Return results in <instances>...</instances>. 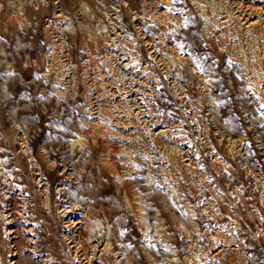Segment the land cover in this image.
Wrapping results in <instances>:
<instances>
[{
    "label": "rangeland",
    "instance_id": "374dc122",
    "mask_svg": "<svg viewBox=\"0 0 264 264\" xmlns=\"http://www.w3.org/2000/svg\"><path fill=\"white\" fill-rule=\"evenodd\" d=\"M263 11L0 0V264H264Z\"/></svg>",
    "mask_w": 264,
    "mask_h": 264
},
{
    "label": "bare ground",
    "instance_id": "6f19581e",
    "mask_svg": "<svg viewBox=\"0 0 264 264\" xmlns=\"http://www.w3.org/2000/svg\"><path fill=\"white\" fill-rule=\"evenodd\" d=\"M210 1H211V0H210ZM262 5H263V4H262ZM255 7H256V6H255ZM88 8H89V7H88ZM262 8H263V7H262ZM242 9H243V8H242ZM259 9H260V8H259ZM146 10H147V9H146ZM238 10H240V8H239ZM246 10H247V9H246ZM261 10H262V9H261ZM261 10H260V11H261ZM226 11H227V10H226ZM247 11H248V10H247ZM143 12H146V11H143ZM172 12H173V10H172ZM232 12H233V11H232ZM232 12H231V13H232ZM239 12H240V11H239ZM241 12H242V11H241ZM241 12H240V14H241ZM256 12H257V10H256ZM263 12H264V11H263ZM132 13H133V12H132ZM147 13H148V12H147ZM163 13H164V12H163ZM169 13H171V12H169ZM227 13H228V12H227ZM233 13H234V12H233ZM235 13H236V12H235ZM240 14H239V15H240ZM252 14L254 15V13H252ZM147 15H148V14H147ZM169 15H170V14H168V16H169ZM227 15H228V14H227ZM233 15H234V14H233ZM233 15H232V16H233ZM245 15H246V14H245ZM133 16H135V15H133ZM162 16H163V15H162ZM171 16H172V14H171ZM229 16H231V15H229ZM241 16H242V15H241ZM130 17H131V16H130ZM169 17H170V16H169ZM169 17H168V18H169ZM225 17H226V16H225ZM235 17H236V16H235ZM243 17H244V16H243ZM115 18H116V17H115ZM134 18H136V17H134ZM145 18H146V17H145ZM152 18H153V17H152ZM159 18H160V17H159ZM223 18H224V17H223ZM245 18H246V17H245ZM131 19H132V18H131ZM170 19H171V18H170ZM231 19H232V18H231ZM156 20H158V19H156ZM159 20H160V19H159ZM173 20H174V19H173ZM178 20H180V19H178ZM242 20H243V19H242ZM152 21H153V20H152ZM227 21H228V20H227ZM240 21H241V20H239L238 23H239ZM110 22H111V21H110ZM112 22H113V21H112ZM114 22H115V21H114ZM117 22H118V21H117ZM133 22H134V21H133ZM155 22H156V21H155ZM166 22H167V21H166ZM180 22H181V21H180ZM223 22H224V21H223ZM230 22H231V21H230ZM157 23H158V22H157ZM246 23H247V21H246ZM246 23H245V24H246ZM115 24H116V22H115ZM140 24H141V23H140ZM153 24H154V23H153ZM153 24H152V25H153ZM165 24H166V23H165ZM222 24H223V23H222ZM255 24H256V23H255ZM106 25H107V24H106ZM112 25H113V23H112ZM141 25H142V24H141ZM141 25H140V26H141ZM150 25H151V24H150ZM155 25H156V24H155ZM166 25H167V24H166ZM171 25H172V24H171ZM224 25H225V24H224ZM113 26H114V25H113ZM133 26H134V25H133ZM138 26H139V25H138ZM153 26H154V25H153ZM169 26H170V25H169ZM228 26H229V25H228ZM233 26H234V25H233ZM110 27H111V26H110ZM117 27H118V26H117ZM117 27H116V28H117ZM161 27L163 28V26H161ZM161 27H160V28H161ZM160 28H158V29H160ZM235 28H237V26H236ZM145 29H146V28H145ZM232 29H233V28H232ZM165 30H166V29H165ZM112 31H113V30H112ZM115 31H116V30H115ZM121 31H122V30H121ZM139 31H141V29H140ZM144 31H145V30H144ZM87 32H88V31H87ZM160 32H161V31H160ZM114 33H115V32H114ZM157 33H158V32H157ZM108 34H109V33H108ZM120 34H121V33H120ZM120 34H119V35H120ZM137 34H138V32H137ZM137 34H136V35H137ZM147 34H148V33H147ZM163 34H164V33H163ZM90 35H91V34H90ZM92 35H93V34H92ZM121 35H122V34H121ZM142 35H143V34H142ZM149 35H150V33H149ZM93 36H94V35H93ZM137 36H138V35H137ZM144 36H145V35H144ZM110 37H111V36H110ZM122 37H123V36H122ZM134 37H135V36H134ZM116 38H117V37H116ZM127 38H128V37H127ZM130 38H131V37H130ZM130 38H128V39H130ZM143 38H144V37H143ZM107 39H108V38H107ZM118 39H119V38H118ZM135 39H136V38H135ZM137 39H138V38H137ZM160 39H161V38H160ZM164 39H165V38H164ZM94 40H95V39H94ZM94 40H93V42H94ZM105 40H106V39H105ZM108 40H109V39H108ZM112 40H114V39H112ZM125 40H127V39H125ZM133 40H134V39H133ZM150 40H152V39H150ZM154 40H155V39H154ZM173 40H175V39H173ZM176 40H177V39H176ZM106 41H107V40H106ZM115 41H116V40H115ZM130 41H132V40H130ZM138 41H141V40H138ZM144 41H145V40H144ZM89 42H90V41H89ZM110 42H111V41H110ZM124 42H127V41H124ZM159 42H160V41H159ZM159 42H158V43H159ZM161 42H162V41H161ZM91 43H92V42H91ZM111 43H112V42H111ZM115 43H116V42H115ZM115 43H114V44H115ZM120 43H121V42H120ZM93 44H94V43H93ZM106 44H107V43H105V45H106ZM153 44H154V42H153ZM160 44H161V43H160ZM121 45H122V44H121ZM129 45H130V44H129ZM112 46H113V45H112ZM119 46H120V45H119ZM149 46H150V45H149ZM109 47H110V46H109ZM144 47H145V46H144ZM146 47H147V46H146ZM168 47H169V46H168ZM175 47H176V46H175ZM175 47H174V48H175ZM159 48H160V47H159ZM161 48H162V46H161ZM162 49H163V48H162ZM162 49H161V50H162ZM146 50H147V49H146ZM152 51H153V50H152ZM173 51H174V50H173ZM149 52H150V51H149ZM149 52H148V53H149ZM237 52H238V51H237ZM150 53H151V52H150ZM164 53H165V52H164ZM176 54H177V53H176ZM149 55H150V54H149ZM161 55H162V54H161ZM150 56H151V55H150ZM169 56H172V55H169ZM181 57H182V56H181ZM150 58H151V57H150ZM155 58H156V57H155ZM159 59H161V58H159ZM168 59H169V58H168ZM168 59H167V60H168ZM167 60H166V61H167ZM170 61H171V60H170ZM170 61H169V62H170ZM161 62H162V61H161ZM161 62H160V63H161ZM157 64H158V63H157ZM165 64H166V63H165ZM62 65H63V64H62ZM153 65H154V64H153ZM131 66H132V65H131ZM134 66H135V65H134ZM147 66H148V65H147ZM163 66H164V65H163ZM66 67H67V66H66ZM66 67H65V68H66ZM135 67H136V66H135ZM169 67H170V65H169ZM172 67H173V66H172ZM137 68H138V66H137ZM162 68H163V67H162ZM165 69H166V68H165ZM170 69H171V68H170ZM64 70H65V69H64ZM135 70H136V69H135ZM143 70H144V69H143ZM125 71H126V70H125ZM125 71H124V72H125ZM158 71H159V70H158ZM170 71H171V70H170ZM64 72H65V71H64ZM64 72H63V73H64ZM156 72H157V70H156ZM67 73H68V72H67ZM111 73H112V71H111ZM114 73H115V72H114ZM128 73H129V72H128ZM143 73H144V72H143ZM119 74H121V73H119ZM134 74H135V73H134ZM146 74H147V73H146ZM159 74H160V73H159ZM106 76H107V75H106ZM119 76H120V75H119ZM158 76L160 77V75H158ZM172 76H173V75H172ZM172 76H171V77H172ZM111 77H112V75H111ZM113 77H114V76H113ZM130 77H131V76H130ZM137 77H139V75H138ZM168 77H169V76H168ZM123 78H124V77H123ZM127 78H128V77H127ZM134 78L136 79V77H134ZM170 79H171V78H170ZM113 80H114V79H113ZM120 80H121V79H120ZM154 80H155V79H154ZM205 80L207 81V79H205ZM109 81H111V80L109 79ZM128 81H129V80H128ZM128 81H126V82H128ZM134 81H135V80H134ZM134 81H133V82H134ZM124 82H125V81H124ZM133 82H132V83H133ZM110 83L112 84V81H111ZM113 83H114V82H113ZM120 83H121V82H120ZM150 83H151V82H150ZM158 83H159V82H158ZM114 84H115V83H114ZM114 84H113V85H114ZM162 84H163V83H162ZM107 85H109V84H107ZM122 85H124V84H122ZM122 85H121V86H122ZM158 85H159V84H158ZM110 86H112V85H110ZM116 86H117V85H116ZM132 86H133V85H132ZM112 87H114V86H112ZM119 87H120V86H119ZM122 87H124V86H122ZM126 88H127V86H126ZM128 88H129V86H128ZM132 88H133V87H132ZM108 90H109V89H108ZM118 90H119V89H118ZM125 90H126V89H125ZM123 91H124V90H123ZM110 92H111V91H110ZM124 92H125V91H124ZM113 93H115V92H113ZM121 93H122V91H121ZM128 93H129V90H128ZM123 94H125V93H123ZM117 95H118V93H117ZM113 96H114V95H113ZM115 96H116V95H115ZM119 96H120V95H119ZM125 96H127V95H125ZM60 97H61V96H60ZM116 97H117V96H116ZM113 98H114V97H113ZM125 98H126V97H125ZM118 101H119V100H118ZM126 101H127V100H126ZM128 101H130V100H128ZM132 101H133V100H132ZM124 102H125V101H124ZM124 102H123V103H124ZM135 102H136V101H135ZM121 103H122V102H121ZM123 103H122V104H123ZM125 103H126V102H125ZM125 103H124V104H125ZM128 103H129V102H128ZM88 105H89V104H88ZM114 105H115V104H114ZM119 105H120V104H119ZM134 105H135V104H134ZM124 106H125V105H124ZM126 106H127V104H126ZM137 106H138V105H137ZM89 107H90V105H89ZM129 107H130V106H129ZM134 107H135V106H134ZM138 107H139V106H138ZM138 107H137V108H138ZM141 107H142V106H141ZM113 108H114V106H113ZM119 108H120V107H119ZM124 108H125V107H124ZM139 108H140V107H139ZM120 109H121V108H120ZM120 109H119V110H120ZM141 109H142V108H141ZM190 109H191V108H190ZM124 110H125V109H124ZM130 110H131V109H130ZM93 111H94V110H93ZM123 112H124V111H123ZM141 112H142V111H141ZM187 112H189V109H188ZM126 113H127V112H126ZM119 115H120V114H119ZM144 115H145V114H144ZM121 116H122V115H121ZM124 116H125V115H123V117H124ZM126 116H127V115H126ZM127 118H128V117H127ZM143 118H144V117H143ZM121 120H122V119H121ZM125 120H127V119H125ZM93 121H96V120H93ZM155 122H156V121H155ZM99 123H100V122H99ZM101 123H102V122H101ZM126 124H127V123H126ZM129 124H131V123H129ZM116 125H117V124H116ZM118 125H119V124H118ZM79 137H80V136H79ZM78 140H79V139H78ZM234 153H235V152H234ZM224 170H225V169H224ZM229 171H230V170H229ZM229 171H228V172H229ZM135 202H136V201H135ZM138 203H139V202H138ZM136 204H137V203H136ZM133 206H134V205H133ZM134 209H135V208H134ZM141 209H142V208H141ZM13 210H14V209H13ZM140 211H141V210H140ZM205 211H206V210H205ZM133 212H134V211H133ZM133 212H132V213H133ZM13 213H14V212H13ZM9 214H10V213H9ZM133 214H134V213H133ZM140 214H141V213H140ZM11 216H12V215H11ZM135 216H136V215H135ZM137 216H138V215H137ZM135 218H136V217H135ZM139 218H140V217H139ZM13 219H14V218H13ZM140 219H141V218H140ZM140 219H138V221H139ZM78 220H79V219H78ZM138 221H137V222H138ZM74 222H75V221H74ZM81 222H82V221H81ZM139 222H140V221H139ZM76 223H77V221H76ZM138 224H139V223H138ZM80 225H81V224H80ZM82 225H84V224H82ZM85 225L87 226V224H85ZM192 225H193V224H192ZM77 226H79V225H77ZM97 226H98V225H97ZM97 226H96V227H97ZM23 230H24V229H23ZM223 230H224V229H223ZM225 230H226V229H225ZM225 230H224V231H225ZM10 231H11V230H10ZM14 231H15V230H14ZM83 232H84V231H83ZM225 232H226V231H225ZM225 232H224V233H225ZM226 233H227V232H226ZM231 233H232V232H231ZM16 234H17V233H16ZM77 234H78V233H77ZM85 234H86V233H85ZM229 236H230V235H229ZM85 237H86V236H85ZM234 237H235V236H234ZM234 237H232V238H234ZM77 238H78V237H77ZM31 239H32V238H31ZM78 239H79V238H78ZM226 239H227V238H226ZM29 241H30V240H29ZM226 241H227V240H226ZM96 242H97V241H96ZM78 244H79V243H78ZM107 246H109V245H107ZM104 247H105V246H104ZM83 249H84V248H83ZM104 249H105V248H104ZM75 250H76V249H75ZM105 250H106V249H105ZM85 251H86V250H85ZM79 252H80V251H79ZM86 252H87V251H86ZM13 253H14V252H13ZM81 253H82V252H81ZM86 258H87V256H86ZM12 260H13V259H12ZM19 262H20V261H19ZM84 263H85V262H84ZM14 264H18V262L16 261Z\"/></svg>",
    "mask_w": 264,
    "mask_h": 264
}]
</instances>
